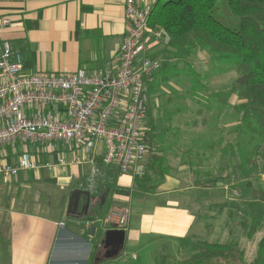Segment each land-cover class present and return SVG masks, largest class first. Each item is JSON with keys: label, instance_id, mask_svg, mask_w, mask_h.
Wrapping results in <instances>:
<instances>
[{"label": "crops", "instance_id": "obj_1", "mask_svg": "<svg viewBox=\"0 0 264 264\" xmlns=\"http://www.w3.org/2000/svg\"><path fill=\"white\" fill-rule=\"evenodd\" d=\"M135 1L144 5L149 0ZM125 4L126 0H0V20L10 21L0 31V55L3 42L9 41L12 50L21 53L25 70L30 73L56 74L81 68L92 72L108 60L116 63L130 27ZM146 44V53L160 59L162 69L173 61L167 58L168 46L163 35L148 33ZM222 88L225 87L219 89ZM233 98L241 101L235 94L231 103H236ZM161 104L157 102V108ZM151 111L153 117L160 114L154 106ZM25 112L32 114L30 109ZM42 113L62 116L63 109L46 107ZM105 150L103 140L97 141L89 152L74 142L50 145L18 138L14 143L0 145V163L15 164L25 151L40 161L54 162L59 153L65 152L68 161L66 166L57 165L53 170L40 167L21 170L17 175L0 174V264H91L92 259L93 264H172L191 254L190 249L181 246L182 238L215 241L213 236H221L213 221L218 222L226 213L217 216L211 210L209 218H201V202L210 197L214 187L199 185L194 168L189 167L192 160L180 156L174 162L170 153L172 168L165 180L156 191L143 192L135 187L131 174L103 161ZM31 171L39 178L45 174L56 180L61 188L76 184L74 189L90 190L96 201L102 198V208L105 201L108 209L115 204L130 206V223L120 253L107 257L108 249L101 240L103 232L112 227L103 224L102 217L101 223H95L98 229L94 235L89 233L90 222L81 224L70 219L73 216L68 214L67 194L56 198L57 190L55 194L51 190L41 196V207L52 211L57 207L61 210L59 218L31 208L25 210L18 175ZM49 186L48 182L42 184L44 188ZM29 204L34 202L27 200ZM223 218L226 223L227 215ZM98 231L102 232L99 236Z\"/></svg>", "mask_w": 264, "mask_h": 264}, {"label": "trees", "instance_id": "obj_2", "mask_svg": "<svg viewBox=\"0 0 264 264\" xmlns=\"http://www.w3.org/2000/svg\"><path fill=\"white\" fill-rule=\"evenodd\" d=\"M149 25L168 35L167 58L173 60L160 71L159 78L157 75L154 86H150V99L161 77L188 76L190 88L186 89L185 95L191 97L200 108V127L207 123L209 112H215L214 116L220 125L226 121L221 117L224 118L229 108L238 115L236 124L231 125V132L235 136L231 138V132L220 131L219 138H216L219 142L209 144L213 151H218L222 156L223 163L226 162L224 154L228 155V152L237 158L233 162H226L225 169L220 167L224 169L223 173L226 170L224 174L219 170L220 175H215V172L206 169L208 165L203 169L199 160H196L206 158L201 156V148L196 147L195 154L185 155L187 161L192 160L189 167L194 168V176H197L194 178L199 185L215 188L222 182L224 189H227L225 192L230 195L234 190L239 192L236 199L225 195L223 201L213 202L208 208L217 216L226 213V226L240 227L250 239L262 232L255 257L251 260L246 249L236 239L220 242L184 237L180 244L190 249L191 254L172 264H264V0H158L151 12ZM201 51L208 54L213 67L225 71L227 66L235 70L236 80L225 88L212 89L208 80L210 73L203 72L196 65ZM235 94L241 101L231 103ZM163 95H160L161 99ZM153 106L159 109L162 118L158 115L153 117ZM157 107L155 102H150L147 123L150 127L147 135L150 144L156 138L158 119L166 118L163 104ZM192 124L190 121L189 125ZM165 148L164 151H153L151 147L144 175L134 178L137 189L154 192L165 180L172 168L170 146ZM204 162L207 163L206 160ZM200 177L203 179L200 180ZM244 189L250 191L249 197L239 196ZM99 201L101 203L102 198ZM107 207L105 201L100 217H105L109 210ZM101 233L98 231L96 235ZM98 240L97 237L96 245Z\"/></svg>", "mask_w": 264, "mask_h": 264}, {"label": "built area", "instance_id": "obj_3", "mask_svg": "<svg viewBox=\"0 0 264 264\" xmlns=\"http://www.w3.org/2000/svg\"><path fill=\"white\" fill-rule=\"evenodd\" d=\"M157 1L140 5L126 0L130 27L118 60H108L92 72L82 68L56 74L27 72L21 53L4 41L0 55V145L18 138L50 145L74 142L89 152L103 140L106 164L134 178L144 175L152 147L146 137L149 89L162 70L161 60L146 53V35H163L168 40L164 31L157 32L149 25ZM9 23L8 18L1 19L0 31ZM54 106L62 107V116L42 113L44 108ZM67 163L65 152L59 153L54 162L40 161L25 151L15 164L0 163V174L17 175L21 170L40 167L53 170ZM232 194L239 192L234 190ZM130 217V206L115 204L102 221L109 227L127 230Z\"/></svg>", "mask_w": 264, "mask_h": 264}, {"label": "rangeland", "instance_id": "obj_4", "mask_svg": "<svg viewBox=\"0 0 264 264\" xmlns=\"http://www.w3.org/2000/svg\"><path fill=\"white\" fill-rule=\"evenodd\" d=\"M198 57L199 58L197 59L196 62L197 68L203 70V72L210 73L208 80L211 88L219 90L220 87H227L231 84V82L236 80L237 73L235 70L231 68H227L225 64L220 65V66H226L225 71L221 70L219 67L218 68L213 67V65L210 63V58L206 52L203 51L199 52ZM165 60L167 59L165 58L164 61ZM188 78H189L188 76H179V75H173V77L169 79H164L163 77H161L159 83L157 82L155 84L156 85L155 90L153 91V93L151 92L152 93L151 102H156V106H157V102H162L164 107L163 110L166 113V118H164V120L166 119V123L164 122V120L158 119V127L156 130L157 134L152 144L153 151H160L161 149L165 150L166 149L165 147H167L168 145L170 146V150H171L169 153L172 154L171 159L172 161L175 162L177 161L175 157H180V156L187 160V156L185 157V155L195 154L196 147H198L201 148V156H206L204 160H206L207 163L204 162V160H202V157L196 158V160H199V163L202 165L203 169H205V166L208 165V169L211 170V172H215V175H220V171L221 174H224L226 172L225 170V172L223 173V170L225 169V165H227L226 162L228 161L233 162L236 157L231 156L228 152V155L224 154V158L226 162L223 163L222 156L218 154L219 153L218 151L217 152L213 151L211 146H209V144H211L210 142L213 141L219 142V140L217 139L219 138L218 133L220 131L224 132L226 130V132H231L233 129V126L231 127V125L236 124L237 122L236 117H238V115H235V111H233L232 108H229L228 111L226 110L227 114L224 115V118L221 117L223 121L224 120L226 121H224L220 125L219 121L214 116L215 112L213 114L209 112L207 116V123L204 125V127H200L202 125L201 124L202 118L198 113V110L200 108L199 106L195 105V102L192 100L191 97L185 95L187 94L186 89L190 88L189 86L190 82ZM163 93L164 95L161 99L160 95ZM182 93H184V95H182ZM232 100L236 102L238 98L237 100L236 98H233ZM192 101L194 102V104ZM184 103H188V104L185 105ZM159 117L162 118L161 113L159 114ZM190 121L191 123H193L192 125H189ZM148 132L146 134V137L148 135ZM230 136L231 138H233L235 136V133L231 132ZM228 140H232V139H228ZM250 147L251 145L249 146V148ZM175 151H179V152L176 153ZM166 154H168L167 151ZM221 166L224 167V169L223 168L220 169ZM203 173L204 172H202V175ZM202 179L203 177H200V180ZM263 180H264V175H263ZM43 182H48L50 184L49 188L42 187ZM18 185L21 192L24 193V198L26 202L25 210L31 208L37 211L36 213L39 214L47 213V214H51L52 216H58L59 218L61 210L58 209L57 207L53 209V211L51 210V208L45 209L41 207L40 204V201L42 199L41 196L42 194H45L44 192L49 193L51 190H52V194H55V190H57L58 195L55 194L56 198H59V196L63 194L65 195L67 194L70 197L71 192L75 188L74 186L76 184H71L66 188H61L59 183L56 184V180L49 179V177H47L45 174L41 178H39L36 176L34 172L31 171L27 173H21L20 175H18ZM222 185L223 184H219V187L214 188L213 193L210 194L209 197L210 199L205 197L204 199L206 202L205 201H203V203L201 202L202 209L199 213L202 219L208 217L209 214L212 213V211L208 208L211 203L223 201L226 198V196L230 199H234V198L236 199L238 197L237 194L235 195L232 194L231 196L229 192L228 193L225 192L227 189L225 190ZM239 196L249 197L250 191L244 189L243 191H241ZM27 200L30 203L34 202V205L31 204L27 205ZM65 206L63 204L62 208L66 209L67 206L66 207ZM226 215L227 214L221 215L218 218L219 223L217 221H213V223L216 225L214 227L216 233L217 234L219 233L218 235L221 236L219 238L213 236L212 239L220 242L236 239L237 241H239L241 246H243L246 249L248 258L250 260L253 259L256 254L257 242L261 237L262 232L261 231L258 232L254 238L250 239L242 232V229L240 227H235V228L227 227L224 220L225 218H223L224 216L226 217ZM66 222H68V220H66ZM208 222L212 223V220ZM226 233L228 235H226ZM120 256L121 257L124 256V253L122 252ZM158 261H159L158 263H162L160 259H158Z\"/></svg>", "mask_w": 264, "mask_h": 264}, {"label": "water", "instance_id": "obj_5", "mask_svg": "<svg viewBox=\"0 0 264 264\" xmlns=\"http://www.w3.org/2000/svg\"><path fill=\"white\" fill-rule=\"evenodd\" d=\"M219 183L222 184V182H219ZM82 194H85L88 197L89 201L92 198H94L91 195L90 190L76 188V189H74L73 193L70 196V201L72 200V197H74L75 195L77 196V198H79ZM103 199H104V197H103ZM101 211H102V206L100 209L91 210L90 212H88V208H87L86 211L82 215L73 216L70 219L72 221H75V222L81 223V224H86V223L90 222L91 225L89 227V233L94 235L95 231L98 229V225L95 223L97 221L101 223V221L99 219ZM103 234H104V236H103V239L101 240V243L103 244V246L105 248L108 249L107 257L110 258V257H114V256L118 255L120 253V251L123 249L124 244H125L126 230L120 229L117 227H112V228L106 229L103 232Z\"/></svg>", "mask_w": 264, "mask_h": 264}, {"label": "flooded vegetation", "instance_id": "obj_6", "mask_svg": "<svg viewBox=\"0 0 264 264\" xmlns=\"http://www.w3.org/2000/svg\"><path fill=\"white\" fill-rule=\"evenodd\" d=\"M69 207H68V214L71 216H80L82 215L86 209L88 208V212L91 210H98L101 207L100 201H96L92 198L90 201L85 194H82L79 198L75 195L72 197V200L69 199Z\"/></svg>", "mask_w": 264, "mask_h": 264}]
</instances>
